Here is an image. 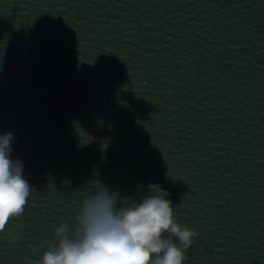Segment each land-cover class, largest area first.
<instances>
[{
	"label": "water",
	"instance_id": "water-1",
	"mask_svg": "<svg viewBox=\"0 0 264 264\" xmlns=\"http://www.w3.org/2000/svg\"><path fill=\"white\" fill-rule=\"evenodd\" d=\"M7 132L32 190L0 264H36L97 180L167 190L183 264H264V0H0Z\"/></svg>",
	"mask_w": 264,
	"mask_h": 264
},
{
	"label": "clouds",
	"instance_id": "clouds-1",
	"mask_svg": "<svg viewBox=\"0 0 264 264\" xmlns=\"http://www.w3.org/2000/svg\"><path fill=\"white\" fill-rule=\"evenodd\" d=\"M76 130L82 144L94 139L79 125ZM12 139L11 132L0 134V232L24 213L32 190L23 178L22 162L10 158ZM168 195L158 184H148L144 196L129 201L92 181L73 227L64 222L55 227L56 244H49L36 264H183L197 230L176 221Z\"/></svg>",
	"mask_w": 264,
	"mask_h": 264
}]
</instances>
